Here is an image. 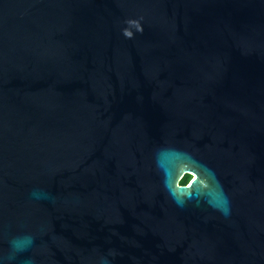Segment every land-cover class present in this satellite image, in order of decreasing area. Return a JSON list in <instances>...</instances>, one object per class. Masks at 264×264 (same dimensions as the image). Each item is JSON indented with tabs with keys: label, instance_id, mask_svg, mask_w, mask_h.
<instances>
[{
	"label": "water",
	"instance_id": "obj_1",
	"mask_svg": "<svg viewBox=\"0 0 264 264\" xmlns=\"http://www.w3.org/2000/svg\"><path fill=\"white\" fill-rule=\"evenodd\" d=\"M0 258L264 264V0H0Z\"/></svg>",
	"mask_w": 264,
	"mask_h": 264
},
{
	"label": "clouds",
	"instance_id": "obj_2",
	"mask_svg": "<svg viewBox=\"0 0 264 264\" xmlns=\"http://www.w3.org/2000/svg\"><path fill=\"white\" fill-rule=\"evenodd\" d=\"M220 198H221V203L219 205L213 202H209V204L211 207L220 211L222 215L227 217L230 215L231 209L228 198L226 194L223 193L222 188L220 189ZM9 244H10L11 253L7 259L8 261L11 262L16 259L17 253H23L32 247V245L34 244V238L31 235L18 236L11 239ZM0 264H5L4 259L0 258ZM22 264H35V261L32 258H26L25 260H23ZM104 264H108V262L105 260Z\"/></svg>",
	"mask_w": 264,
	"mask_h": 264
},
{
	"label": "flooded vegetation",
	"instance_id": "obj_3",
	"mask_svg": "<svg viewBox=\"0 0 264 264\" xmlns=\"http://www.w3.org/2000/svg\"><path fill=\"white\" fill-rule=\"evenodd\" d=\"M197 159V158H196ZM196 174L190 170L188 172H185L183 177L181 178L180 185L181 186H188L192 182L193 179L196 178Z\"/></svg>",
	"mask_w": 264,
	"mask_h": 264
}]
</instances>
